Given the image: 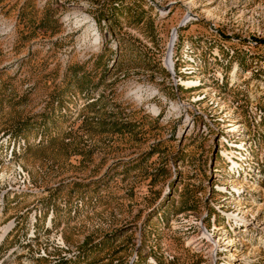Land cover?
Segmentation results:
<instances>
[{
  "label": "rangeland",
  "instance_id": "1",
  "mask_svg": "<svg viewBox=\"0 0 264 264\" xmlns=\"http://www.w3.org/2000/svg\"><path fill=\"white\" fill-rule=\"evenodd\" d=\"M0 264H264V0H0Z\"/></svg>",
  "mask_w": 264,
  "mask_h": 264
}]
</instances>
